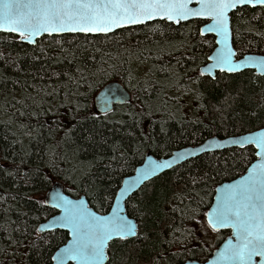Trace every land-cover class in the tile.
Returning <instances> with one entry per match:
<instances>
[{"label":"trees","instance_id":"trees-1","mask_svg":"<svg viewBox=\"0 0 264 264\" xmlns=\"http://www.w3.org/2000/svg\"><path fill=\"white\" fill-rule=\"evenodd\" d=\"M203 22L154 20L34 45L0 32V264H51L68 240L64 230L38 231L56 213L44 201L55 180L105 213L146 153L264 126V76L200 73L215 46L200 33ZM231 27L238 55L264 54V8L237 9ZM111 80L132 99L100 113L94 97ZM255 158L253 146L205 152L149 180L126 202L138 236L113 240L106 264L207 258L230 234L206 220L215 188Z\"/></svg>","mask_w":264,"mask_h":264},{"label":"water","instance_id":"water-1","mask_svg":"<svg viewBox=\"0 0 264 264\" xmlns=\"http://www.w3.org/2000/svg\"><path fill=\"white\" fill-rule=\"evenodd\" d=\"M243 6L264 8V0H0V32L15 34L34 45L44 36L109 34L154 20L174 24L202 20L200 33L215 40L208 61L200 66L202 75L215 78L218 72L252 69L264 76V54L238 55L233 44L231 15ZM131 99L122 82L111 80L96 93L94 106L98 112L107 113ZM247 146L256 149V158L243 174L216 186L206 212L212 229L230 230V234L207 258H188L180 264H264V126L240 134L213 135L169 155L146 153L134 172L122 179L105 213L92 207L86 195L72 196L55 180L44 201L56 213L39 223L38 231L64 230L69 237L56 249L51 264H106L113 240L139 234L138 220L126 207L133 193L190 158Z\"/></svg>","mask_w":264,"mask_h":264},{"label":"flooded vegetation","instance_id":"flooded-vegetation-1","mask_svg":"<svg viewBox=\"0 0 264 264\" xmlns=\"http://www.w3.org/2000/svg\"><path fill=\"white\" fill-rule=\"evenodd\" d=\"M228 235H229V234H228ZM228 235H227V236H228ZM227 236H225V238H226Z\"/></svg>","mask_w":264,"mask_h":264}]
</instances>
